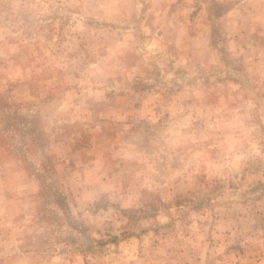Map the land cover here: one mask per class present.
I'll return each mask as SVG.
<instances>
[{"label":"rangeland","instance_id":"374dc122","mask_svg":"<svg viewBox=\"0 0 264 264\" xmlns=\"http://www.w3.org/2000/svg\"><path fill=\"white\" fill-rule=\"evenodd\" d=\"M0 264H264V0H0Z\"/></svg>","mask_w":264,"mask_h":264}]
</instances>
